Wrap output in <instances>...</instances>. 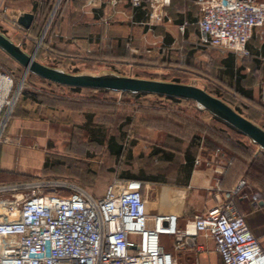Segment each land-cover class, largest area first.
Wrapping results in <instances>:
<instances>
[{
  "label": "crops",
  "instance_id": "crops-1",
  "mask_svg": "<svg viewBox=\"0 0 264 264\" xmlns=\"http://www.w3.org/2000/svg\"><path fill=\"white\" fill-rule=\"evenodd\" d=\"M43 1L0 0V16L18 18L22 13L29 12L34 13L36 19L37 12ZM68 1L77 5V9L87 16L89 21L82 26L81 35L52 33L47 44L54 53L62 56H72L71 53L78 52L93 54L98 48L97 45L103 42V23L107 22V20H110L111 24L104 27L105 44L108 45L110 41V48H124L121 55L119 52L116 54L118 58L123 53L129 52L125 50L126 47L130 50L133 47L136 48L135 42L131 45L132 40L144 39L148 34L150 35L149 32H152L150 36L154 37V40L151 39V42L161 43L162 45L158 49L146 50L147 52L149 51L146 57L148 56L152 61L146 59L147 61L145 60V63L142 64L163 68L173 78L185 72V74L195 73L205 84L208 80H211L219 87L225 89L229 99L235 97V99L238 98L239 101L243 102L245 108L240 106L239 109L252 121L258 123L257 117H264V27L257 28L249 41L250 55L245 57L224 55L214 50L192 45V42L198 41L200 38L198 22L201 12L197 4L198 0H171L169 4L160 5L158 13L161 15V20L159 25L155 27H150L149 25L152 9L146 1L141 6H135L131 0H109V4L104 3L105 5H103V1L107 0ZM107 5H110L111 14L109 17L104 14ZM121 15L126 18L122 19ZM94 24L101 25L100 35L96 37L90 33L91 26ZM3 25L0 22V27ZM134 34L135 37L133 38ZM141 35L144 36L141 37ZM129 40H131V44L128 43ZM125 43L126 47H124ZM177 49L181 50L180 59L175 56V50ZM106 55L108 56L109 54L107 53ZM117 60H119L118 62H124L121 58ZM21 104L16 110L5 134L25 137L28 140V144L24 146V144L12 142L0 143V184L20 183L25 181V179L36 178L39 175L42 178L43 176L46 178L53 176L52 172L46 176L44 171L45 169L46 171L50 169V166H47L49 164V154L51 153L48 149V138L55 135V133L60 134L62 131L60 129L53 130L55 125H59L63 130L73 128L74 130L79 129L82 133L88 131V136L92 137L95 142H97V138H102L103 136L108 138L111 135H116V141L125 145L129 136L124 131L120 135L108 134V131L103 129V114L98 117L94 116V119L88 113L90 111H87L85 107H80L79 109L74 106H67L63 111L62 107L59 110L57 109L60 108L59 104H52L51 101L37 102L30 98L23 100ZM100 112L103 113V108L100 109ZM75 113L89 114L83 115L80 119L82 124L78 125V128L76 127ZM259 125L264 126L263 124ZM167 127L165 123L145 124L144 122V127L137 134L135 141L131 143L128 154L114 157L122 161L126 160L132 164L137 159L138 161H143L140 145L143 140L157 143L166 141L170 144L173 139L177 140V135L167 130ZM74 130L72 133L75 135L76 132ZM63 132L66 133V131ZM71 137L73 138L74 136ZM66 140L67 143L72 142L69 139ZM193 142L194 139L190 141L187 149L183 151L184 158L180 162V170L174 173V177L173 173L169 174V176L165 173H149L144 167L140 168L138 172L131 169L124 170L122 167L119 180L121 183L133 179L142 181L144 184L143 194L149 201L150 212L177 213L180 215V227H185L195 215L216 204L215 189L218 183H220V187L223 190H231L241 180L245 179L247 184L234 197V202L264 249V184L261 180L247 175V164L244 161L238 159H234L233 163L230 161L229 147H226L228 148L226 149V154L217 158L213 150L204 147L203 144L199 146L194 143L195 145L192 146ZM23 147H27L30 150L39 149L43 154L41 166L34 173L24 172L13 162V157L22 155ZM74 147V145L64 147L65 155L71 156L68 154H73V151H75ZM193 147H195V151H193ZM189 149L192 150V154L196 158L200 157L202 160L208 161L209 164L211 163L210 160L215 157L216 163L212 166L207 163V168L188 170L187 151ZM198 151H201V153L198 154ZM163 152L161 147H157L153 153L149 151L145 153V156L160 155ZM162 159L172 162L173 155L167 153V157ZM183 170L185 171L184 175ZM151 189L154 190V193L150 195ZM162 241L166 250L173 253L178 264H201V254L205 255V259L208 260L207 264H220L216 258V253L219 256L220 254L216 251L215 243L212 240L199 237L197 243L194 244L189 239L191 246L181 249L175 248L174 237L168 242L166 237L163 236ZM220 261L224 264L221 256Z\"/></svg>",
  "mask_w": 264,
  "mask_h": 264
},
{
  "label": "built area",
  "instance_id": "built-area-1",
  "mask_svg": "<svg viewBox=\"0 0 264 264\" xmlns=\"http://www.w3.org/2000/svg\"><path fill=\"white\" fill-rule=\"evenodd\" d=\"M131 1L135 6L149 3L153 26L161 20L158 7L171 3ZM197 4L201 12L197 45L224 55L251 54L249 41L257 28L264 27V1L198 0ZM0 22L15 35L34 39L18 18L0 16ZM16 79L0 67V143L23 144L17 136H4L22 95ZM214 161L215 157L210 160ZM202 163L197 157L196 164ZM59 180L30 178L0 184V264H178L164 247L166 235L174 237L177 249L190 247L189 239L194 244L199 237L212 240L224 264H264V249L234 202L247 184L245 179L231 190L218 183L216 204L185 227H180L177 213L150 212L140 180L115 179L101 197Z\"/></svg>",
  "mask_w": 264,
  "mask_h": 264
},
{
  "label": "rangeland",
  "instance_id": "rangeland-1",
  "mask_svg": "<svg viewBox=\"0 0 264 264\" xmlns=\"http://www.w3.org/2000/svg\"><path fill=\"white\" fill-rule=\"evenodd\" d=\"M107 1H103V5H105L104 3L109 4V0ZM104 14L109 17L111 14L110 5H107V8L104 10ZM121 17L122 19L126 18L122 15ZM88 21L87 16L77 9V5L72 4L68 0H52L49 11L46 15L42 16L40 21L43 31L39 37L30 39L23 34L15 35V31L7 25L0 27V31L9 37L13 36L15 42L19 44L27 53L35 55L38 61L69 73L91 75L117 74L170 82L179 80V82L182 83L193 84L204 88L211 94L229 103L237 111L239 110V106L245 108V104L239 101L238 98L235 99L234 97V101L229 99L225 89L219 87L211 80H208L205 84V82L199 79L195 73L185 74V72L180 75H176V77L173 78L171 75L169 76V72L163 68H155L142 64L145 63L146 59L152 61V59L148 56L146 57L149 53V51L147 52L146 50L158 49L162 45L161 43L151 42V39L154 40V37L150 36L152 35V32H149L150 35L148 34L144 39L140 40L138 38L137 40H132V44L131 40L128 41L131 45L135 42L134 44L137 45L136 48L133 47L130 50L126 47L127 45L125 43V50H128L129 52L126 57H120L124 62H118L119 60L117 59L120 58L116 57L118 52L121 55L124 48H110V41L108 42V45L105 44L106 40L104 27L110 26V20L104 22L105 24L103 23V42H100V44L97 45L98 48L93 54L78 52L71 53L72 56H62L54 53L51 47L47 44L52 33H60V35H81L82 26L86 25ZM149 25L150 27H155L159 24H156L155 26L151 24ZM100 29L101 25L99 26V24H94L91 26L90 33L94 37L99 36ZM142 36L144 35H141V37ZM134 37L135 34L133 38ZM193 44L196 47H200L196 44V41L192 42V45ZM200 48L207 49L204 47ZM175 51L176 58L180 59L181 50L177 49ZM214 51L221 54L217 50ZM107 53L109 54L108 56L106 55ZM0 67L7 72H13L17 78L15 87L19 86L22 88V95L17 101L11 118L8 120L6 130L11 124L16 110L22 105L21 100L24 93L26 91H30L40 93L43 97H45L44 99H48L47 101H51L52 104H59L60 108H57L58 110L62 107V110L64 111L67 106H74L79 109L80 107H85L87 111H90L88 113L92 115L94 119L95 117L100 116V114H103V129H106L108 134L111 135L114 133L120 135V133L122 132L123 134L124 131L129 135L127 141L125 142L127 151L131 148V143L137 138V134L143 129L144 122L145 124L165 123L166 126H168L167 130H170L172 133L177 135V140L175 141L173 139L171 144L166 141H163L166 143L162 144L163 142L157 143L143 140L140 145L142 151L141 158L144 160L138 161L137 159L133 165L131 162L129 163L126 160L122 161L112 156L107 145L99 144L92 140V137L88 136V131L82 133L79 129L74 130L72 128L63 130L59 125L53 126V130L60 129L62 131L60 134L55 133V135L48 138V149L51 152L49 154V166L51 170L54 169L56 171H53V176L47 177L46 179H53L57 181L60 179L59 181L61 182L68 181L79 184L97 197L103 196L109 185L115 179H120L122 167L124 170L131 169L136 172H138L140 168L144 167L149 173H165L167 176L173 173L174 177V173L180 170V162L184 158L183 151L187 149L190 141L194 139L195 135H201L202 137L206 135L203 132H200V128L203 125H208L217 131L223 129L222 131L231 137L234 143L239 144L242 150L249 149L247 154L251 153L252 156L255 157H262L264 155V149L256 144L249 136L240 134L237 131L232 130L227 125H222L223 123L221 124V122L215 121V115L204 109L199 103L193 100L175 102L152 94L132 97L130 94H124L119 91L103 92L96 91L91 88H84L81 92H77L68 86H59L54 83H49L48 80H45L36 74L26 73L25 68L1 48ZM101 108H103V113L100 112ZM88 113H75V118L77 120L76 127L82 124L80 119L83 115H89ZM242 114L244 113L242 112ZM257 120L259 124L264 125V117H257ZM73 130L76 132L75 135L72 133ZM63 131H66V133ZM70 134L74 137L72 138ZM4 136L11 138L16 135L8 136L5 134ZM17 137L23 141L24 146L28 144L27 138L21 136ZM66 139H69V141L72 142L67 143ZM69 145H74L75 151H73V154H68L71 156H66L64 147H69ZM157 147H161L164 152L160 155H151L150 157L145 156V153L149 151L153 153ZM221 147L223 148L224 146ZM23 148L24 151L22 155L18 157L16 155L13 157V162L17 167L24 170V172L34 173L35 170L39 169L41 166L43 154L39 149L30 150L27 147ZM223 149L226 151V148ZM195 150V147H193V151ZM229 152L232 156V152L230 150ZM167 153H171V155H173L172 162H167L162 159L163 157H167ZM200 153L201 151L198 154ZM127 154L128 152L124 155L126 156ZM207 163L208 161L203 160L202 164H195L194 170L207 168ZM209 165H214V162H211ZM57 166H61V168H58ZM70 168L72 170L71 172H68ZM182 172L184 175L185 171L183 170ZM38 178L42 177L39 175L34 179ZM149 193L151 195L154 193V190L151 189ZM165 237L168 242L170 239H173L172 236ZM216 258L219 263L222 264L220 256L217 253ZM200 261L201 264H207L208 260L205 259L204 254H201Z\"/></svg>",
  "mask_w": 264,
  "mask_h": 264
},
{
  "label": "water",
  "instance_id": "water-1",
  "mask_svg": "<svg viewBox=\"0 0 264 264\" xmlns=\"http://www.w3.org/2000/svg\"><path fill=\"white\" fill-rule=\"evenodd\" d=\"M34 19V13L24 12L19 15L18 22L24 28L30 29ZM0 48L20 63L25 68L26 73L36 74L45 80L61 85L108 89L119 92H145L193 100L216 117L249 136L264 149V128L237 111L223 99L211 94L202 87L177 81L170 82L117 74L91 75L69 73L38 61L35 55L27 53L1 31Z\"/></svg>",
  "mask_w": 264,
  "mask_h": 264
},
{
  "label": "trees",
  "instance_id": "trees-1",
  "mask_svg": "<svg viewBox=\"0 0 264 264\" xmlns=\"http://www.w3.org/2000/svg\"><path fill=\"white\" fill-rule=\"evenodd\" d=\"M52 0H44L43 3L41 4V6L39 7V10L37 12L36 15V19L33 23V26L29 29L31 34L36 38L39 37L42 34V26H41V19L42 16L46 15V13L49 11L50 8V4H51ZM128 55V53H123V55L121 57H126ZM177 82H179V80H176ZM49 83H54L52 81H48ZM57 84L59 86H65V85H61L58 83H54ZM69 88L73 89L74 91H81L84 88H80V87H70ZM92 89V88H91ZM96 91H103V92H114V90H108V89H93ZM124 94H130L132 97L134 96H142V95H148L151 93H145V92H130V91H124ZM152 95H158V94H152ZM161 97H164L168 100H172V101H177V102H181V101H192L189 99H184V98H179V97H172V96H166V95H158ZM27 98H30L34 101L37 102H46L48 99H44L45 97H43L40 93L37 92H30V91H26L22 97V100H26ZM231 100H235L234 98H232ZM240 107V106H239ZM238 111L241 112V110L239 109ZM242 113V112H241ZM216 118L217 121L226 124L228 127H230L232 130L237 131L240 134H243V132H241L240 130L236 129L235 127H233L232 125H230L229 123L223 121L222 119L214 116ZM250 119V118H249ZM264 128V126H262ZM221 130H215L214 128L208 126V125H203L200 128V132H203L204 134H206L205 136H201V135H195L194 137V142L192 143L194 146L195 144L201 146V144L204 145V147H207L211 150L214 151V153L217 154V158L222 157L224 154H226L227 152L225 151L226 147H229L230 151L232 152V156L230 157V161L233 163L234 159H238L240 161H244L247 164V175L251 176L253 178L259 179L262 181V183L264 184V155L262 157H255L252 156L251 153L247 154V151L249 149H244L242 150V148L240 147L239 144L234 143L233 140L231 139V137H229L228 135H226L224 133V131ZM116 135H111L108 138H106V136L102 137V138H97V143L99 144H105L108 147V150L110 152V154L112 156H121L122 154H125L127 151V147L123 144H120L116 141ZM195 143V144H194ZM224 146L223 148L221 146ZM228 149V148H226ZM246 150V152H245ZM188 153V170H192L195 166V162H196V157L194 156V154H192V150L189 149L187 151ZM237 154V155H234ZM247 155V156H246ZM216 163V159L214 161V164ZM231 163V164H232ZM230 164V165H231ZM47 166H49V164H47ZM58 168H61L60 166H57ZM61 170V169H60ZM58 170V171H60ZM71 168L69 169L68 172H71ZM53 171H56L54 169H50L47 170L45 169L44 174L47 176L49 173H53ZM256 173V175H255ZM43 178H46L45 176H43Z\"/></svg>",
  "mask_w": 264,
  "mask_h": 264
}]
</instances>
